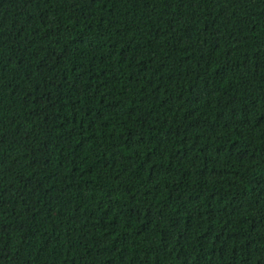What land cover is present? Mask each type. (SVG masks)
<instances>
[{"label":"trees","instance_id":"trees-1","mask_svg":"<svg viewBox=\"0 0 264 264\" xmlns=\"http://www.w3.org/2000/svg\"><path fill=\"white\" fill-rule=\"evenodd\" d=\"M0 264H264V0H0Z\"/></svg>","mask_w":264,"mask_h":264}]
</instances>
